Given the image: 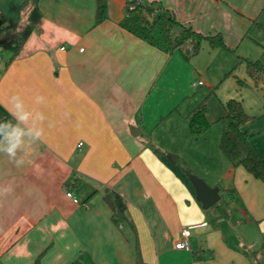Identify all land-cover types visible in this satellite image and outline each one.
<instances>
[{"label":"crops","instance_id":"0c3cea01","mask_svg":"<svg viewBox=\"0 0 264 264\" xmlns=\"http://www.w3.org/2000/svg\"><path fill=\"white\" fill-rule=\"evenodd\" d=\"M24 1L0 0L8 23L25 24ZM147 1L200 33L221 31L231 50L213 54L225 74L235 73L239 57L264 64V0ZM126 2L109 0V18L96 24L97 0H41L43 16L20 53L3 55L0 120L10 119L5 105L19 94L47 121L20 167L0 155V188L11 189L0 193V264H264V181L234 167L220 138L209 145L206 133L190 135L198 100L182 106L198 61L123 29ZM164 125L182 129L191 159L206 158L200 177L220 187L217 206L204 209L194 186L165 164L151 140ZM254 147L264 162V135ZM182 159L191 161L180 152L175 163ZM109 191L124 197L133 226L113 218ZM184 228L189 250L175 247Z\"/></svg>","mask_w":264,"mask_h":264},{"label":"trees","instance_id":"16d2710c","mask_svg":"<svg viewBox=\"0 0 264 264\" xmlns=\"http://www.w3.org/2000/svg\"><path fill=\"white\" fill-rule=\"evenodd\" d=\"M40 1H24L21 10L27 15V19L22 27L8 23L4 15L0 18V46L3 50H9L13 56L20 53L43 16ZM108 18L109 0H97L96 24H100ZM119 25L166 54H173L175 51L181 52L186 60L199 54L204 42H208L211 48L231 50L221 31H217L213 35L200 33L190 23L180 20L174 12L166 11L147 0H127L124 17ZM241 65H244L257 87H264V64L262 61L239 57L235 69ZM223 107L225 114L220 118L223 129L219 142L223 155L234 167H244L255 178L264 181V162L254 147L255 139L260 133L253 132L246 127L252 116L246 111L243 100L237 98L224 101ZM209 112V104L204 99L188 115L189 130L194 137L198 138L209 130L211 126ZM156 151L158 152L159 149ZM186 169L189 170L188 167ZM105 199L118 224L128 223L133 226L127 215V203L121 194L109 191L105 195ZM71 264L82 263L76 260Z\"/></svg>","mask_w":264,"mask_h":264},{"label":"rangeland","instance_id":"374dc122","mask_svg":"<svg viewBox=\"0 0 264 264\" xmlns=\"http://www.w3.org/2000/svg\"><path fill=\"white\" fill-rule=\"evenodd\" d=\"M17 19L18 15L12 20L17 21ZM7 51L9 50H2L1 55L3 56L7 53ZM213 51L215 50L209 46L208 42H204L200 53L193 56V59H197L198 61V74L200 75L197 76V81H194L195 83H191L193 91L189 94V97L186 99L182 109H185L186 107L190 108V105L197 100V104L204 99L207 100L210 108L209 120L211 122V126L206 132V137L204 136L203 139L209 143V145H214L216 144V139L219 140L220 138V136L218 137L220 129L222 132V122L218 121V119L225 113L223 102L230 98L243 100V105L246 111L252 116L251 127L257 133H260L256 138L263 137L264 87H257L250 76L246 73V68L242 66L238 67L235 70V73L232 72L225 74V72L221 71L219 68L221 58L216 56V54H213ZM261 54H263V51ZM200 80H202L205 84L199 86L198 82ZM182 132V129L180 127H176L175 125L167 128L166 125H164L158 130L157 134L151 137V140L153 142V137L159 140L158 142L162 145V147L159 145H156V147L160 148L161 151H164L165 164L170 168V170L178 174L181 180H184L186 183L192 185L187 172L190 171L191 173L200 176V173L204 172V159L206 158L199 159L196 158V156H193V159H191V155L193 153L188 151V143L183 140ZM190 135L194 137L192 134ZM199 150L201 151V148ZM180 152L186 154L188 159L190 158L189 160L191 161L189 162L191 163L185 162L184 159L180 160L178 163L171 161L170 156L179 157ZM212 164V162L209 163V165L206 166V170L212 169ZM187 167L189 170L186 169Z\"/></svg>","mask_w":264,"mask_h":264},{"label":"clouds","instance_id":"9594fccd","mask_svg":"<svg viewBox=\"0 0 264 264\" xmlns=\"http://www.w3.org/2000/svg\"><path fill=\"white\" fill-rule=\"evenodd\" d=\"M35 102L44 104L45 97L37 94ZM10 119L0 120V155L20 167L23 160L20 154L26 145L42 141L45 135L46 115L39 110L29 109L19 94L8 97L5 105ZM10 188H0V193H7Z\"/></svg>","mask_w":264,"mask_h":264},{"label":"water","instance_id":"95a60500","mask_svg":"<svg viewBox=\"0 0 264 264\" xmlns=\"http://www.w3.org/2000/svg\"><path fill=\"white\" fill-rule=\"evenodd\" d=\"M135 130V128L131 129L133 135L138 134L135 132ZM170 159L175 163L177 162L178 157L170 156ZM187 175L195 188L197 201L202 204L204 209H210L221 201L222 194L219 186H211L204 178L193 174L190 171L187 172ZM107 191L108 189H106V192Z\"/></svg>","mask_w":264,"mask_h":264},{"label":"built area","instance_id":"2783aa9c","mask_svg":"<svg viewBox=\"0 0 264 264\" xmlns=\"http://www.w3.org/2000/svg\"><path fill=\"white\" fill-rule=\"evenodd\" d=\"M3 15H4L3 9L0 7V18ZM64 48L65 47H63V49ZM2 50H3V48H2V46H0V66H1V64L3 62V56L1 55ZM198 83H199V85H202L203 81H199ZM81 145H82V143H79V147ZM67 196L68 197H73V193L71 191H67ZM74 201L78 202V200L75 197H74ZM190 235H191V229L190 228H184L182 230V234H181L180 239L175 244L176 249H180V250H182V249H187V250L191 249V245H190V242H189Z\"/></svg>","mask_w":264,"mask_h":264}]
</instances>
